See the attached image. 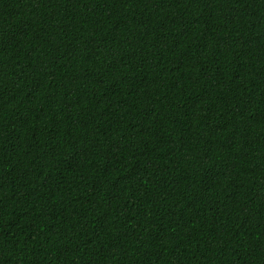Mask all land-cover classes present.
<instances>
[{
	"label": "trees",
	"instance_id": "1",
	"mask_svg": "<svg viewBox=\"0 0 264 264\" xmlns=\"http://www.w3.org/2000/svg\"><path fill=\"white\" fill-rule=\"evenodd\" d=\"M0 93V264H264V0H0Z\"/></svg>",
	"mask_w": 264,
	"mask_h": 264
},
{
	"label": "bare ground",
	"instance_id": "2",
	"mask_svg": "<svg viewBox=\"0 0 264 264\" xmlns=\"http://www.w3.org/2000/svg\"><path fill=\"white\" fill-rule=\"evenodd\" d=\"M140 6V5H139ZM142 9V8H141ZM140 16V15H139ZM141 18V17H140ZM74 25V24H73ZM52 40V39H51ZM42 41V40H41ZM46 41V40H45ZM63 63V62H62ZM60 64V63H59ZM54 65V64H53ZM58 68V67H57ZM48 73V72H47ZM53 74V73H52ZM50 75V74H49ZM62 79V78H61ZM58 82V81H57ZM56 82V83H57ZM1 94V93H0ZM16 164V163H15ZM5 252V251H4Z\"/></svg>",
	"mask_w": 264,
	"mask_h": 264
}]
</instances>
